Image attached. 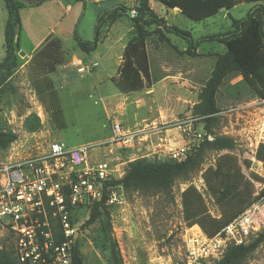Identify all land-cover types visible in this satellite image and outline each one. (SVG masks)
<instances>
[{"label":"rangeland","instance_id":"obj_1","mask_svg":"<svg viewBox=\"0 0 264 264\" xmlns=\"http://www.w3.org/2000/svg\"><path fill=\"white\" fill-rule=\"evenodd\" d=\"M18 1L23 4L20 11L23 19L20 46L25 56H20L19 50L18 67L9 73L0 72V133L15 135L16 140L5 149L0 147V167L8 161L41 153L55 141L70 147L83 144L101 146L111 137V126L116 121L120 122L125 130L142 131L136 155L127 157L128 154L124 152V160L128 158H134L132 161L165 160L164 155L153 153L148 146L160 141L164 135L172 139H183L176 124L178 121L194 117L192 109L198 102L200 90L211 75L216 55L226 51L225 45L218 41H204L198 48V53L203 55L197 58H192L188 54L173 57L167 53L169 45L166 40L154 31V36L149 38L147 43L152 85L141 90L143 94L139 95L135 102L140 104V107L133 111V108L128 106H134L135 100L121 95L112 81V78H118L126 43V39L117 42V34L126 35L128 24L133 26V23L131 25L130 19L125 16L121 20L116 18L114 23H117L110 30L112 16L109 15L116 8V3L112 5L105 1L95 3L89 0L84 7L76 8V3L70 1L72 7L62 23L68 31L72 28L74 38L67 39L65 45H62L63 60L56 71L48 76L60 99L64 124V128H60L59 123L54 120L53 113L46 110L33 87L38 72L31 68V59L26 55L44 35L43 31L50 25L48 22L53 19V12L29 7L28 4H36L38 0ZM125 1L122 5L129 6L131 0ZM260 5L264 7V2ZM246 13L248 12L244 9L238 8L232 11L231 17L242 15L247 17ZM102 15L105 18L103 25L99 24ZM7 19L5 3L0 0V62L5 55L3 48ZM222 19L220 15L209 21L194 22L181 15L178 18L170 17L168 20L175 23L176 27L189 31L197 41L202 37L225 33L229 29L231 19L224 21ZM97 26L99 27L97 49L91 54H86L75 40V34L78 39L94 42ZM105 26L108 27L107 30ZM170 39L172 45L179 51L188 48L183 38L170 34ZM172 49L174 50L173 47ZM77 61L82 65L97 62L98 67L91 73L80 74L75 63ZM166 68L169 69L168 72L177 75L166 79L168 73L164 70ZM161 80H166L165 84L160 83ZM239 80L241 77L233 79L231 84ZM225 87L221 88L218 97L220 110L255 100L244 98L234 100L228 97ZM261 109L263 113L264 106ZM262 113L256 111L239 122L235 118L230 121L228 117H223L213 126V130L219 135L224 127H227L230 136L236 139L244 127L250 130V127L263 122ZM37 121L38 130L29 131L28 124H35ZM196 125L201 128L204 123ZM171 129L175 134L167 135V130ZM169 143L174 146L173 142ZM200 144L199 142L192 148L196 150ZM104 152H109V149L95 150L92 153L94 160L105 159ZM245 152L243 148L234 150L238 156H243ZM218 155V152L206 149L201 166L186 179H178L169 192L153 194L124 192L122 204L109 207L108 220L101 214L92 219L95 204L78 210L73 218V224L77 228L75 248H78L83 264H112L113 252L116 253L117 250L123 264H187L188 240L195 236L202 237L203 231L199 226L189 227L184 221L181 194L190 185L200 188L210 213L219 217L217 206L207 193V189L203 187L205 183L203 174L215 164ZM127 165L123 169L122 178L127 172ZM244 173L251 176L256 174L263 180L264 166L254 165L252 171L245 170ZM263 231L264 228L258 234ZM12 247V238L0 230V249L13 251ZM242 264H264V242L250 253Z\"/></svg>","mask_w":264,"mask_h":264},{"label":"trees","instance_id":"obj_2","mask_svg":"<svg viewBox=\"0 0 264 264\" xmlns=\"http://www.w3.org/2000/svg\"><path fill=\"white\" fill-rule=\"evenodd\" d=\"M3 1L8 19L4 30L5 58L0 62V72L9 73L18 67L19 40L15 41V37L22 26L20 11L23 4L18 0ZM45 1L48 0H38L35 5H41ZM71 1L85 5L88 0ZM157 1L170 9L179 8L183 15L196 22L214 16L222 9L230 10L242 3L257 4L247 17L232 22L231 31L202 37L197 41L193 40L190 32L168 26L165 19L150 8L149 0L135 2V16L129 14L128 10L122 6L115 8L109 15L112 16L110 23H114L120 15L117 11L121 10L123 14L131 18L134 27V36L128 41L123 51L118 78H112L122 94H130L151 87L152 76L147 43L155 33L161 34L164 40L163 32L183 38L188 44L186 54L192 58L199 56L197 49L204 41H218L226 47L225 53L216 55L217 59L211 75L202 86L198 102L192 109L194 117L202 118L201 123H204L207 134L213 135V140L205 139L199 148L182 162L147 159L132 161L127 165V172L122 179L106 183V187L120 186L126 193L169 192L178 179H186L201 166L206 149L216 151L219 155L215 164L204 172L203 179L207 193L219 210V217L210 213L203 194L195 186H188L181 194L184 221L189 227L199 226L206 236L214 237L256 200L255 186L244 173L239 158L234 153L237 149L236 141L231 137L218 135L213 130V126L220 120L216 114L221 111L218 106V97L222 87L226 86L228 97L234 100L264 99V7L260 5L264 0ZM103 15L99 18V24L102 25L105 22ZM98 26L94 42L78 39L75 34V40L86 54H91L97 49ZM154 26L156 28L152 29ZM62 45L59 38L50 35L34 52L30 61L31 68L38 72V78L34 80L33 87L46 110L53 113L54 120L59 123L60 128H64L60 99L48 76L56 71L63 60ZM237 77H241V80L231 84V81ZM38 128L39 121L28 124L29 131L35 132ZM15 140V135L0 133V147L3 149ZM257 159L264 163V144L258 148ZM247 163V167H250V163ZM252 178L255 181H263L256 174H252ZM106 199L105 196L104 200ZM95 205L92 219L96 218L97 214H101L108 220L110 211L105 201ZM263 242L264 231L247 245L228 247L223 257L213 264H242L248 255ZM112 262V264H123L118 250L116 253L113 252ZM0 264H17L13 251L0 249ZM74 264H83L78 248L74 249Z\"/></svg>","mask_w":264,"mask_h":264},{"label":"built area","instance_id":"obj_3","mask_svg":"<svg viewBox=\"0 0 264 264\" xmlns=\"http://www.w3.org/2000/svg\"><path fill=\"white\" fill-rule=\"evenodd\" d=\"M131 14L136 15L134 8ZM75 63L80 74L91 73L98 67L97 62ZM263 106L264 99H255L221 110L216 115L220 120L228 117L230 121L235 118L239 122L256 111L262 113ZM201 120L193 117L177 122L185 143L169 150L165 160L185 161L197 143L213 140L204 125L201 128L196 125ZM254 126L250 130L244 127L236 139L230 136L227 127L219 134L233 138L237 148L246 150L243 156L237 155L244 171H252L254 165L264 166L257 159L258 148L264 144V121ZM141 132L125 130L120 122H115L111 126V137L101 146L70 147L55 141L41 153L8 161L0 167V230L12 238L17 264H74L77 228L73 218L76 212L104 201L107 207L122 204L124 189L106 187V183L122 178L124 167L134 159L124 160L123 154L136 155ZM103 148L109 149L104 152L106 158L94 160L92 153ZM247 162L250 167L246 166ZM246 176L255 186V202L214 237L202 232V237L190 238L187 264H212L223 257L228 247L249 244L264 228V178L255 181L251 175ZM203 187L206 189L205 183ZM196 189L202 193L200 188Z\"/></svg>","mask_w":264,"mask_h":264},{"label":"crops","instance_id":"obj_4","mask_svg":"<svg viewBox=\"0 0 264 264\" xmlns=\"http://www.w3.org/2000/svg\"><path fill=\"white\" fill-rule=\"evenodd\" d=\"M70 1L71 0H48V1H45L44 3H42L41 5H38V6L35 5V4H28L27 3L29 5V7L35 8L36 10H47L48 12H53V19L48 22V23H50V25L47 26V30L46 31H43L44 35L40 39L37 40V42L35 43V46L31 49L30 53H26V55L28 56L29 59L32 58V55L34 54V52L44 43L46 38H48L50 35H54L57 38H59L61 40V42L63 43V45H65L67 39L72 38V37L74 38V31L72 32V28L69 29V31H68L67 27L65 28V26L62 23L63 18L68 14V11L72 7L71 4H70ZM93 1L95 3H101L103 1H105L107 3H111L112 5L116 3L117 4L116 8H118L119 6L124 7L122 5V3L126 2L125 0H93ZM248 4H249V6H247ZM149 5H150V8L158 16H160L161 18L165 19V21L167 22L168 26H175L176 27V25H174L175 23H170V21L168 20L170 17L171 18H178L179 16L183 15L179 8H174V9L167 8L163 4L158 2L157 0H149ZM255 5H257V4H255V3H242L240 5L235 6L234 8H232L230 10L222 9L216 15L211 16V17H209V18H207V19H205L203 21H209L211 19H215L216 17H218L220 15H222V17H223L222 20L223 21L225 19H229L230 18L231 19V23H229V26H228L229 29L226 31V32H229V31L232 30V22L233 21H239V20H242V19L245 18V17H243L245 15H242V17H236V18L231 17L232 16L231 15L232 11H234L235 9L241 8V9H244L245 12L249 13L251 11V9H253V7H255ZM75 6H76V8L77 7L80 8V7H84L85 5H83L82 3H76ZM134 6H135V0H131L129 6L125 7L128 10L129 14L131 13V10L134 8ZM32 12H34V10H32ZM117 12H118V14H120L117 17V19L121 20L122 17H124V16L128 17L130 19L131 25H132V20H131V18L128 15L123 14L121 12V10H118ZM164 13H165V15H164ZM248 13H246V14H248ZM183 16H185V15H183ZM203 21H199V22H203ZM194 22H196V21H194ZM116 23H111L110 30L112 29V27ZM21 24L23 26V19L22 18H21ZM22 26H21V29H22ZM104 28H105V30L108 29L107 26H105ZM155 28L156 27L154 26L152 29H155ZM20 32H21V30L19 31L17 36H18V40H19V50L21 51L22 48L20 46V43H21ZM163 34H164L163 36H164L166 42L168 41L167 43L169 45V49L167 50V53H169V55H172L173 57H176V56H178L180 54L186 55L187 49H183L182 51H179L177 48H175L172 45V40L170 39V34L169 33H164V32H163ZM214 35H216V34H214ZM133 36H134V27L130 26V24H128L126 35H125V33H123V34L118 33L117 34V38H118L117 42H121V41L123 42L126 39V43L124 45V48H125L127 43H128V41ZM159 36L162 37L161 34H159ZM191 36H192V34H191ZM209 36H212V35H209ZM192 38H193V36H192ZM193 40H194V38H193ZM172 47L174 48V50L172 49ZM3 49H4V52H5V48H3ZM197 53H198V49H197ZM198 54H199V56L203 55L201 53H198ZM4 58H5V55H4L2 60H4ZM194 58H197V57H194ZM164 70L166 72L169 71V69H167V68L164 69ZM176 75H177L176 73L168 72L166 74L165 78L167 79L168 77L176 76ZM165 81L166 80H161L160 83H164L165 84ZM120 94L123 95V96H128L130 98V100H132V99L135 100L134 101V106L129 105L128 108H133V111H135L137 107L138 108L140 107V104H137L135 102H136L137 98L140 97L139 95L143 94V92H141L139 94L137 92H134V93H130L129 95L128 94L127 95L126 94H122V93H120ZM132 94H135V96H132ZM116 122H118V121H116ZM171 133L175 134V131L173 129H171V130H167V132H166L167 135H169ZM169 142H173L174 146H172ZM184 142H185L184 139H182V140L178 139V138H173L172 139V138H169L168 136L164 135L163 137L160 138V141H158L156 143H152V145H149L148 149H151L153 151V153L159 154V156H163L164 155L163 157H165L169 153V150L173 149L176 146H182Z\"/></svg>","mask_w":264,"mask_h":264},{"label":"water","instance_id":"obj_5","mask_svg":"<svg viewBox=\"0 0 264 264\" xmlns=\"http://www.w3.org/2000/svg\"><path fill=\"white\" fill-rule=\"evenodd\" d=\"M17 40H18V36L15 37V41H17ZM19 55L20 56H25V53L23 51H20L19 52Z\"/></svg>","mask_w":264,"mask_h":264},{"label":"bare ground","instance_id":"obj_6","mask_svg":"<svg viewBox=\"0 0 264 264\" xmlns=\"http://www.w3.org/2000/svg\"><path fill=\"white\" fill-rule=\"evenodd\" d=\"M197 229H199V228H197Z\"/></svg>","mask_w":264,"mask_h":264}]
</instances>
